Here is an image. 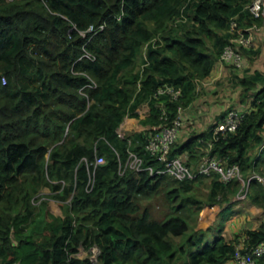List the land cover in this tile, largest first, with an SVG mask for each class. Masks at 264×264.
Listing matches in <instances>:
<instances>
[{"label": "trees", "instance_id": "16d2710c", "mask_svg": "<svg viewBox=\"0 0 264 264\" xmlns=\"http://www.w3.org/2000/svg\"><path fill=\"white\" fill-rule=\"evenodd\" d=\"M252 1L0 0V264H94L77 256L80 248L93 247L99 264L234 260L237 245L223 236L229 206L208 232L196 231L190 219L229 203L238 182L151 175L148 167L161 166L145 146L163 110L171 122L178 107L195 101L199 83L227 45L248 53L234 41L262 21L246 9ZM233 20L237 30L231 32ZM256 77L263 87L252 109L211 152L226 165H239L244 180L264 156V76ZM164 84L180 89V100L155 97ZM145 103L150 114L141 123L151 129L121 138L124 120L139 119ZM212 129L176 141L171 157L187 155L186 163L196 166L199 140L210 138ZM259 148L260 156L252 157ZM129 152L142 158L143 171L124 168ZM97 157L105 164L90 165ZM200 179H211L205 202L195 195ZM250 183L253 202L264 207V186ZM45 187L68 203L64 218H47L44 207L35 213L33 203ZM161 191L169 205L165 219L147 210L139 216L138 198ZM245 235L249 248L256 247L264 241V225ZM185 236L186 248H178L173 238Z\"/></svg>", "mask_w": 264, "mask_h": 264}, {"label": "built area", "instance_id": "2783aa9c", "mask_svg": "<svg viewBox=\"0 0 264 264\" xmlns=\"http://www.w3.org/2000/svg\"><path fill=\"white\" fill-rule=\"evenodd\" d=\"M246 9L249 10L254 18L264 21V0H254ZM230 30L231 32L237 30L236 21L233 20L231 22ZM89 31H93V27H91ZM234 42L244 48L251 49L254 47V38L252 36H240ZM220 61L224 64L233 66L237 70H244L248 66L244 60L243 54L231 44L225 47L220 56ZM5 81V78H3V83H5ZM164 96L170 97L173 101H178L182 96V92L180 89L164 84L157 90L155 97ZM184 110L185 108L182 106L178 107V115L171 122H168L166 110H163L161 116L163 122L159 126L152 128V133L149 136L145 149L147 153L158 161L161 167L159 169L148 167L147 169L150 174H164L178 181L193 180L198 176H217L219 181L224 185H228L233 181H243L244 178L239 165H226L221 159L212 156L211 152L220 139H225L227 135L233 134L239 129L245 114L237 109H230L226 115L215 124L210 138L199 140L202 147L201 159L196 166H190L183 157L172 158L170 155L182 128V113ZM119 136L121 138L126 137L120 134ZM103 164H105V159L103 157H97L94 163H90V165H94L95 167ZM124 168L139 173L144 169L143 160L135 153L129 152V158ZM252 179H256L264 186L263 177L253 175L248 179V183H250ZM244 198L245 193L239 196V199ZM242 242L246 244H238L236 246L234 256L235 264H259V260L264 256V241L254 248H249L247 238ZM91 251L95 254L100 253L97 247H93ZM90 260L92 261V258Z\"/></svg>", "mask_w": 264, "mask_h": 264}, {"label": "crops", "instance_id": "0c3cea01", "mask_svg": "<svg viewBox=\"0 0 264 264\" xmlns=\"http://www.w3.org/2000/svg\"><path fill=\"white\" fill-rule=\"evenodd\" d=\"M242 35L252 36L254 38V47L248 49V53H244L243 55L248 65L247 68L244 70L231 69V66L222 63L219 59L211 75L200 82L202 92L198 85L197 98L189 107L185 108L191 112L190 116H187V120L191 121L190 123L193 127H189L188 123L185 128L182 127L177 141L181 143L186 141L192 134L191 132L195 130L197 134L208 132L210 128L214 127L223 118L222 116H225L230 109H235L237 105L240 107L237 110L243 114L249 113L252 109L253 96L256 91L263 87V83L256 75L264 76V21L262 20L259 24H254L245 31L243 30ZM243 80L245 81L244 84L242 83ZM249 85L251 89L247 93L245 90ZM230 87L233 88L232 90H235V93L232 95ZM142 107L145 109L144 113L147 112L143 114V116L145 115L144 117L140 112ZM149 112V105L145 103L138 109V113L140 114L139 119L126 118L124 123L136 126L135 121H140L142 118L145 119L149 116ZM146 128H149L146 130L151 129L149 126ZM259 153L256 157L260 156ZM182 157L186 160L188 159L187 155H183ZM262 163H264V156L257 161L256 170L262 169ZM262 174L264 176V171H262ZM247 182L244 179L243 181H238L240 186L239 191L230 198L229 203H225L220 207V212L213 221L215 222L213 226L216 228L221 211L228 206L230 207L229 209L231 211L228 219L225 221L223 236L228 241L235 242L236 245L246 244L242 242L246 239V232L249 230H257L264 225V207L253 202L251 198L253 188L251 187V183L247 184ZM243 193H245V198L239 199V196ZM238 206L241 208H236ZM211 227L209 230L213 229ZM226 264H235V262L233 260Z\"/></svg>", "mask_w": 264, "mask_h": 264}, {"label": "rangeland", "instance_id": "374dc122", "mask_svg": "<svg viewBox=\"0 0 264 264\" xmlns=\"http://www.w3.org/2000/svg\"><path fill=\"white\" fill-rule=\"evenodd\" d=\"M231 69H234V68L231 67ZM201 86L202 85L199 83V89L202 92ZM230 89H231V95L233 93H235V90H232L233 89L232 87H230ZM237 108L239 109L240 107L237 105V106H235V109H237ZM232 109H234V108H232ZM144 110L145 109L143 107L140 109V112H141L142 116H143V114L147 113V112L144 113ZM190 114H191V112L189 110H186V109L182 113V127L183 128L186 127L187 123L189 124V127L192 126L191 123H190L191 121L187 120L188 119L187 116L188 115L190 116ZM141 120H143V118ZM141 120L140 121L139 120L135 121L136 126H133L132 124H128L127 125V124H125L123 122L124 124H122V126H120V128L118 129L119 134L120 135H125V136L134 135V134L142 132V131H144L146 129H149V128H146L141 123ZM195 132H196V130L192 131L191 133H195ZM259 149H254L251 152V156L255 158L257 156V154L259 153V151H260ZM261 168H262L261 170L259 169V170H255L254 172L252 171L253 172V173L251 172L252 176L253 175H258V176L264 178V176L262 174V171H264V163H262V167ZM245 181L247 182L248 180H245ZM210 182H211V179H204V180L200 179V181L195 186V190H196L195 191V195H196V197L199 200H201L203 202H205L208 199ZM247 184H248V182H247ZM53 194L54 193L50 190V188H48V187L43 188V190L41 192V195L36 197V199H35V201L33 203L34 208H35V213L40 212V208L44 207L45 214L47 215V218H50V216L64 218L66 213L68 212L69 205H68V203H61V202L53 199L51 197ZM138 204H139V208H140L139 216L142 215L144 210H147L150 213L152 218H154L156 220H163V219H165V217L169 213V205H168L167 199L165 197V192H163V191H161L159 194H156V195H154V196H152L150 198L139 197L138 198ZM236 208H241V207L238 206ZM219 212H220V207L219 206H215V207H212V208L205 207L202 211L198 212L199 213L198 216H197V213H194V214L192 213L191 219H190V224L191 225L194 224L193 227L196 229V231L203 230V231L208 232L209 228L211 226L214 228L213 225L215 224V222H213V221L215 220V218L217 217ZM193 227H192V229H193ZM191 231L192 230L190 228L189 233ZM187 236H185V237H174L173 238L175 243L178 245V248L186 246ZM207 236L211 238L212 234L208 233ZM98 255L99 254L92 253V251H87L84 248H80L79 253L77 254V256L79 258H82V259H85V258H90L91 259L92 258V262L94 264H99ZM177 264H183V263L179 262Z\"/></svg>", "mask_w": 264, "mask_h": 264}]
</instances>
